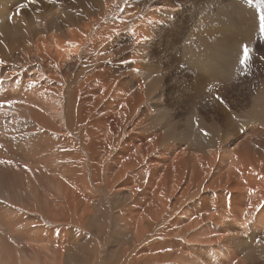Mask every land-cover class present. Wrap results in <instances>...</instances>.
I'll list each match as a JSON object with an SVG mask.
<instances>
[{
    "label": "bare ground",
    "instance_id": "1",
    "mask_svg": "<svg viewBox=\"0 0 264 264\" xmlns=\"http://www.w3.org/2000/svg\"><path fill=\"white\" fill-rule=\"evenodd\" d=\"M6 7L5 3L0 6V160L12 163H0V264H92L99 253L95 248L93 258L89 259L90 252L83 250V259L77 263L70 255L71 230H86L93 225L96 235L103 233L99 215L103 210L100 201L105 194V169L107 172L110 168L108 192L114 194L128 167L124 162L120 168L115 160L105 164L104 153L125 150L163 151V168L155 164L143 167L140 173L150 172L146 174L150 186L156 177V185H165V194L158 196L160 191L154 192L155 204L149 208L154 214L135 215V233L143 232L146 216L154 217L147 225H163L167 216L166 222L174 226V215H178L174 211L183 205L184 210L179 212L184 223L177 227L184 226L181 230L188 233L195 228L190 238L192 248L183 250L180 245L177 252L154 251L155 263L172 258L175 264H264V103H259L264 93L253 94L250 108L237 112L233 99L227 96V91L233 89L237 100H243L228 67L237 55L230 61V56L226 57L225 53L233 49L226 38L219 43L223 50L220 53L213 50L218 40L206 39L209 45L204 46L205 51L208 48L205 54L186 53L195 74L190 77L193 81L188 90L183 85L178 89L188 109L178 128V120H161L168 115L165 106L158 112L160 117L152 119L149 108L141 106L156 88L152 86L151 90L148 81L158 83L160 78L146 70L149 73H144L143 85L135 82L127 74L135 69L134 64L116 70L125 86L111 87L113 93H121L122 102L126 100L123 93L133 102L120 110H116L119 104L115 101H111L112 107L104 102L107 86L100 68L103 47L109 48L110 39V48L135 46L136 41L147 37L144 24H136L132 31L119 35H114L116 28H122L119 24H105L90 38L88 25L84 24L82 34L69 25L98 8L106 9L107 4L103 6L101 0H78L74 7L44 12L26 7L18 14ZM137 11L124 9L122 13ZM154 13L144 20L158 21ZM248 27L242 39L251 32ZM88 39L90 45L81 56V65L83 68L92 62L97 66L84 75L80 70L74 72V68ZM214 56L224 57L220 65L211 62ZM112 111L115 124L121 128L127 120L128 129L125 124L121 131L109 124ZM120 136L125 137L123 145L118 143ZM140 177L131 192L135 201L138 187L146 183ZM259 232L261 239L255 242ZM213 233L222 240L218 245L211 237Z\"/></svg>",
    "mask_w": 264,
    "mask_h": 264
},
{
    "label": "rangeland",
    "instance_id": "2",
    "mask_svg": "<svg viewBox=\"0 0 264 264\" xmlns=\"http://www.w3.org/2000/svg\"><path fill=\"white\" fill-rule=\"evenodd\" d=\"M77 1L78 0H8V1L0 0V6H3V4L5 3L7 4L6 8L8 10L14 12L15 14H18L19 12L22 11L23 8L26 7L28 9L30 7V9L40 12L49 8L50 10H52L53 8L56 7L68 9L74 7V4ZM101 1L103 3V6L107 4L106 9H104V7L98 8L94 12L87 14L85 18L79 21H73L69 26L72 27V29L76 33L82 34L83 31L85 30L84 24L88 25L90 27V31H89L90 38L93 37L95 32L105 24L109 26H113V24H119L122 27L120 29L116 28V30L114 31V35L124 34L127 31H132L131 28H134L136 24H140V23L144 24L148 28V30H146L147 37H145L144 40L136 41L135 46H130V47L122 46L119 48H110L111 47V39H110L109 48L103 47L105 50V55L102 56L103 67L101 66L100 68L101 69L103 68L104 70V73L102 71V75L105 77L102 78H105V82L104 81L103 82L107 86L104 95V102H106L109 106L112 107L111 101H115L117 104L120 105V106L116 105V110H120L124 106L133 102V100L129 99L125 93H123V95L125 96L126 100H123L124 102H122L121 93L115 94L112 92L111 87L125 86L122 85V83L120 82V76L118 75L116 76V73L118 72L116 70H120V69L122 70V67L126 64H132V65L134 64L133 67L135 66V69L133 68L130 69L127 72V74H129V76H131L132 78L136 79L135 82H137V80L138 82L141 81L143 85V81L145 80L144 75L149 72H150L149 74L151 73H153V75L157 74L160 78V80H158V83H156L153 80H151L150 82L148 81V84L149 85L151 84L150 85L151 90H152V86L153 87L156 86V88H154V91L152 90L153 92L152 91L150 92L148 98L145 101H143L141 104V106H146L151 111L150 119L154 117H160L158 112L163 111L165 109L164 108L165 106L166 108H168L167 110L168 115H165L166 117L160 119L163 122H170V123H173L178 120L179 121L178 123L181 125L180 126L177 123V126H179L178 128L182 127V122L185 120V117L188 115V109L185 103V98L184 96H182L183 97L182 98L179 95V94L181 95L183 94L180 93L181 90L178 91V89L180 88V86L183 85L188 90L189 86H191L193 81V79L191 81V78L195 73H193V70L189 66L188 56L191 55L192 53L194 55L205 54L208 48L205 51L204 46L206 47L209 45L205 43L206 42L205 39L208 42L218 40L213 44L214 46L212 44L210 45L213 46V50H216L219 53L223 51L219 47L220 45L219 43L221 39L226 38L225 40L229 41L228 43L230 44V46L233 45L231 46L233 48L232 52H230L227 49L228 52H226L225 55H227L226 57L230 56L229 61L231 59H234L237 55V58H235L236 60L235 59L234 61L231 60L230 63H228L229 64L228 67L230 70L229 72H231V79L234 81V85L236 86V89L237 88L240 89L237 91L238 93H241L240 96L243 98V100H245V102L243 100H239V99L237 100L236 98L237 93L235 94L236 91H233L234 94H232L233 89L227 91V96L229 99L230 98L233 99L234 101L233 104L236 106L235 109L238 110L237 112H239V114H241L240 112H243L245 109L250 108L251 101L249 100L251 96H253V94L264 93L263 90L264 33H261L260 30V15H261V9L264 8V0H164L167 3H165L163 0L160 1L142 0L139 3L131 2L132 0H101ZM157 3L162 4L161 7L163 6L164 8L163 7L159 8ZM136 8L138 10L136 13L133 14L126 12L122 13L124 9L135 10ZM153 13L157 14L156 18L158 19L160 18L158 21H156L155 19L152 20L151 18L148 21L144 20L148 18V16L152 17ZM97 16H99L98 19ZM247 27L251 32L249 33L248 37L242 39L244 38V34L246 30V29L244 30V28ZM198 38L199 39L202 38V39L199 40ZM89 40L90 39H88L85 45L82 46L81 51L79 53V61L77 62V66H75L74 68L75 70L74 72L80 70V72L83 73L84 75L88 74L89 70L95 68L94 67L95 64L97 66V63L94 64L91 62V63H86L87 67L84 66L82 68L84 58L81 56L84 55L85 52L84 50L88 49L86 47H89L90 45ZM200 41L202 43H200ZM235 44L237 48H235ZM245 47L248 50L247 53L248 59L246 62H242L244 61ZM186 53L188 56L186 55ZM231 53H233L234 55ZM214 57L215 59L214 60L212 59L211 62L213 63L214 61L217 63V65H220L222 59H224V57L220 59L219 58L220 56H214ZM82 58L83 60H81ZM234 62H236V64L233 65L232 63ZM221 66L228 68L227 66L224 65ZM136 67L138 68L136 69ZM84 68L85 69L87 68V70H85ZM146 70L149 72H145ZM116 77L118 78V80ZM114 80L115 81L117 80V82H119L120 85ZM247 81L248 83H246ZM184 82L185 84H183ZM245 83L248 85L246 86ZM250 88H252L251 89L252 91L250 90ZM182 101L183 104H181ZM262 102L264 103V100L260 101L259 103H261L262 105L263 104ZM170 105L173 106L171 107ZM156 109H158V111H156ZM115 111H112L110 113V116H108L110 122L109 124H111V126L114 128L117 126L116 118L112 116V114H114ZM131 120L133 121V118ZM125 122L127 123V120H125L122 123L121 128L120 125H118L119 127L117 126L116 130H118L119 128V130L121 131L123 124H125L126 126ZM146 122H148V120ZM128 127L129 126H126L127 129ZM118 140H119L118 143H121L123 145L125 137L120 136ZM165 144L166 143L164 144L162 143V145ZM162 156H163V151H150V152L128 151V150L105 151L104 153L105 164L108 165V163H111L112 160H115L120 165L118 166L122 168L123 166L122 163L124 162L127 163L128 167L126 170V175L124 176L123 179H121L119 185L115 187L114 189L115 193L109 194L108 190L110 189L109 187L110 181L107 178V176L109 175L110 168L107 172H106L107 169H105L104 173L106 178L104 179L105 184H103L105 189L104 190L105 194L102 200L100 201L103 202L102 203L103 210L100 212L99 215L101 218V221H99V225L101 226L103 233L101 235H96L94 232L96 227L93 225H91L89 229L86 228V230H80V231L75 230L74 227L72 228L71 236L73 237L71 238L73 239L72 240L70 239V245L72 247L69 249V252L70 255L74 256L75 263L83 259V253H82L83 250L89 251L90 252V253L88 252L89 255L92 256V253H94L96 249L97 251L99 250L98 253L99 255L97 254L98 257L96 256L95 257L96 259L94 258L95 261H93L92 264H131L133 259L134 261L132 264H142V263L175 264L176 260H173L174 261L173 263L172 258L169 259V261L164 260L166 263L164 261H158L157 263H155L156 261L153 255L154 251L171 250V252H177V248L180 245H181L180 247H183V250L185 248L188 249L194 246V243L191 242L190 238H192V236L194 235L191 233L195 228H193L192 231L189 230L188 233L181 230L183 229L184 226H182L181 228L177 227L180 226V224L184 223L182 220V215L180 213L184 210V205L181 208H178V210L176 209L174 211V214L175 213L178 214L176 216L174 215V219H176V223L174 224V226H171L168 222H166V220L169 219L167 216H166L167 219L165 220L164 224L162 223L163 225H161V223L159 225L157 224H153V225L151 224L152 226L147 225L149 224L150 221L154 220V217L146 216V219L144 220V226L146 229L144 228L143 232H139L138 234L135 233L136 232V230H134L135 215H137V213L144 215L154 214V212L151 209L149 210L150 206H153L155 204L154 192L160 191V193L159 192L156 193L157 195L160 194L158 196L165 194V185H163L164 189L162 185L160 184H159L160 186L156 185L157 183L155 181L156 177H154L152 178V180L150 178L151 180L150 182L152 184L155 183L154 184L155 187H153L154 185L150 186L149 179L146 180L147 179L146 174H149L150 172L147 173L145 172L144 174L142 172L141 174L140 170L143 167L155 166V164H157L159 169L163 168ZM118 166L116 169L119 168ZM136 169L140 174L136 171ZM136 175H138L139 177L140 175H142L143 177L141 176L142 178L141 177L140 178L146 182V183L144 182L145 185L140 184L142 186L138 187L137 189V192L139 194L137 200L139 202L137 200L135 201L134 196H132L131 194L132 188L138 185L137 183H135V181L138 178V176L136 177ZM152 194L154 195L153 197ZM179 214L181 215V217ZM164 215L165 214H163L162 216ZM155 229L157 230L155 231ZM174 229L177 230L176 231L177 233L175 232ZM172 230H174L173 232H175V234L172 232ZM160 231H162L161 232L162 234L160 233L159 235ZM167 231H171V232H167ZM178 232L180 234H178ZM214 234L217 235L216 233H213L211 237L214 238L213 240L215 242L217 241L216 245H218V241L222 242V240H220V238H217V236L214 237ZM80 235L82 237H80ZM260 235H261L260 232L259 234L255 235L256 236L254 238L255 242L260 241L261 239V238L259 239ZM159 236L162 238H159ZM134 237H137V239ZM82 238L83 239L86 238L85 241H83ZM83 242L85 245H83ZM140 243H142V245ZM137 248H139V250ZM87 251L85 252L87 253ZM138 254L140 257L138 256ZM145 254L147 257H145ZM93 257L94 256L90 257L89 259ZM135 258H137L138 262H136ZM140 258H142L141 259L142 261L140 260ZM151 258L152 260H150ZM237 260L240 259L238 258ZM144 261H146V263ZM89 262L90 261H88V264H90Z\"/></svg>",
    "mask_w": 264,
    "mask_h": 264
},
{
    "label": "snow or ice",
    "instance_id": "3",
    "mask_svg": "<svg viewBox=\"0 0 264 264\" xmlns=\"http://www.w3.org/2000/svg\"><path fill=\"white\" fill-rule=\"evenodd\" d=\"M260 30H261V33H264V8L261 9V15H260ZM248 50L247 48L245 47V56H244V61L242 62H246L247 59H248ZM0 163H8V164H11L12 162L11 161H4V160H0Z\"/></svg>",
    "mask_w": 264,
    "mask_h": 264
}]
</instances>
